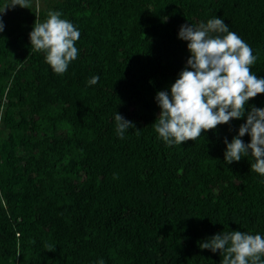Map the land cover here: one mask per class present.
Segmentation results:
<instances>
[{
  "label": "trees",
  "instance_id": "trees-1",
  "mask_svg": "<svg viewBox=\"0 0 264 264\" xmlns=\"http://www.w3.org/2000/svg\"><path fill=\"white\" fill-rule=\"evenodd\" d=\"M38 1L0 17V264H220L200 242L264 235V176L223 158L243 117L173 146L153 126L190 55L183 24L223 18L264 77V0ZM50 10L81 33L63 74L29 41ZM115 111L134 124L124 138Z\"/></svg>",
  "mask_w": 264,
  "mask_h": 264
},
{
  "label": "clouds",
  "instance_id": "clouds-1",
  "mask_svg": "<svg viewBox=\"0 0 264 264\" xmlns=\"http://www.w3.org/2000/svg\"><path fill=\"white\" fill-rule=\"evenodd\" d=\"M31 4L32 0H0V17L8 9L30 8ZM4 27L0 19V32ZM80 36L79 28L60 11L50 10L45 20L34 23L29 41L33 50L43 52L54 73L63 74L78 58L75 42ZM177 37L187 42L190 55L175 81L155 94L159 113L153 126L158 138L169 146L181 145L217 125L243 117L236 135L223 141L224 163L252 157L251 170L264 176V107L245 108L250 98L264 93V77L250 71L257 60L254 50L217 16L198 26L181 25ZM99 79L93 75L87 84L95 85ZM113 119L119 138L134 128L132 121L116 111ZM245 134L250 137L247 143L242 139ZM199 247L223 253L220 264H264V235L260 233L221 231L200 242ZM99 264H104L103 260Z\"/></svg>",
  "mask_w": 264,
  "mask_h": 264
},
{
  "label": "rangeland",
  "instance_id": "rangeland-1",
  "mask_svg": "<svg viewBox=\"0 0 264 264\" xmlns=\"http://www.w3.org/2000/svg\"><path fill=\"white\" fill-rule=\"evenodd\" d=\"M32 2L35 5L36 10H38L40 8V2L38 0H32Z\"/></svg>",
  "mask_w": 264,
  "mask_h": 264
}]
</instances>
